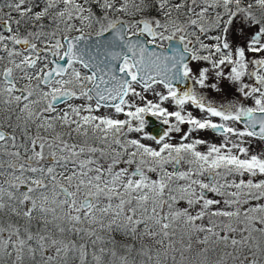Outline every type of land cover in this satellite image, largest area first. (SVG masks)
Returning <instances> with one entry per match:
<instances>
[{
	"label": "snow or ice",
	"instance_id": "snow-or-ice-1",
	"mask_svg": "<svg viewBox=\"0 0 264 264\" xmlns=\"http://www.w3.org/2000/svg\"><path fill=\"white\" fill-rule=\"evenodd\" d=\"M0 264H264V0H0Z\"/></svg>",
	"mask_w": 264,
	"mask_h": 264
}]
</instances>
